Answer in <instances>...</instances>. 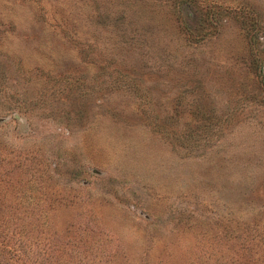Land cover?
I'll list each match as a JSON object with an SVG mask.
<instances>
[{
    "label": "rangeland",
    "instance_id": "rangeland-1",
    "mask_svg": "<svg viewBox=\"0 0 264 264\" xmlns=\"http://www.w3.org/2000/svg\"><path fill=\"white\" fill-rule=\"evenodd\" d=\"M0 153L89 264L264 261V0H0Z\"/></svg>",
    "mask_w": 264,
    "mask_h": 264
},
{
    "label": "trees",
    "instance_id": "trees-1",
    "mask_svg": "<svg viewBox=\"0 0 264 264\" xmlns=\"http://www.w3.org/2000/svg\"><path fill=\"white\" fill-rule=\"evenodd\" d=\"M3 160L0 153V167L5 165ZM12 181L6 170L0 171V264H89L95 259L96 254L89 251L94 245V238L89 235L92 227L82 231L78 242L66 238L62 243L51 217L55 205L40 199L47 195L42 192L34 202L30 184L14 188ZM29 181L30 178L25 180ZM70 244L76 245L74 255L67 251ZM76 256L77 262L72 263ZM248 257L252 263L244 264H254L253 260L264 264L256 253Z\"/></svg>",
    "mask_w": 264,
    "mask_h": 264
}]
</instances>
